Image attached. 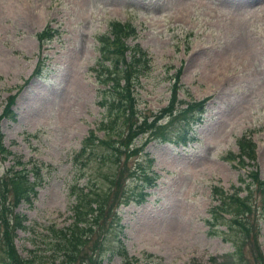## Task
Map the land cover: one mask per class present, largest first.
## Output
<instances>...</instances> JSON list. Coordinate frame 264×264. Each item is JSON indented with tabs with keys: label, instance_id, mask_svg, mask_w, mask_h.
<instances>
[{
	"label": "rangeland",
	"instance_id": "rangeland-1",
	"mask_svg": "<svg viewBox=\"0 0 264 264\" xmlns=\"http://www.w3.org/2000/svg\"><path fill=\"white\" fill-rule=\"evenodd\" d=\"M112 23L128 26L125 45L141 51L139 63L147 66L132 88L138 109L157 115L174 85L173 115H158L157 122H171L191 140L158 143L145 135L132 143L139 151L120 150L115 168L86 155L75 165L73 157L101 118L95 40ZM47 28L53 39L39 40ZM10 97L15 118L0 122L8 153L0 156V214L9 227L14 214L24 217L25 231L11 233L21 259L64 264L54 259L51 241L72 223L71 188L87 189L88 176L100 193L108 188L101 176L121 172L119 195L137 193L131 173L143 151L153 161L144 201L115 207L122 250L113 232L100 242L90 230L73 264H96L100 257V264H264V204L255 192L247 214L253 230L240 256L233 257L232 234L217 226L219 236L209 237L205 225L212 187L230 193L238 177L249 182L250 171L264 181V0H0V116ZM242 140L253 146L254 159L242 158L238 167L232 158ZM23 168L41 184L31 206L14 208L3 184L8 171ZM5 250L2 245L0 264Z\"/></svg>",
	"mask_w": 264,
	"mask_h": 264
},
{
	"label": "trees",
	"instance_id": "trees-1",
	"mask_svg": "<svg viewBox=\"0 0 264 264\" xmlns=\"http://www.w3.org/2000/svg\"><path fill=\"white\" fill-rule=\"evenodd\" d=\"M130 31L126 25L112 23L108 32L101 34L95 40L98 44L100 56L95 61V66L92 70L96 74L94 79L97 91L96 95L98 96L96 106L102 112L99 122L94 124V128L88 132L82 141L80 151L73 157L75 165L79 163L82 166V157L86 155L92 156V159L101 164L108 163L111 167L115 168L119 164L120 156L122 155L120 150L124 148L128 155L139 151L137 148L140 146H135L132 143L137 139H142L145 135L146 140L152 139L158 143H169L175 140V143L177 141L178 144L186 145L187 141L191 140V138L187 137V132L180 131V127L174 131V124H170L171 122H167L163 126L157 122L159 119L158 115H173V105L177 92L173 88L174 85L170 90L171 96L168 106L158 110L157 115L142 113L138 109L137 104H135L132 88H134L135 84H138L140 78L145 76L147 66L145 63L144 65L139 63L138 55L143 54L141 51L136 47L129 48L125 45V37ZM52 37L49 33V28H47L38 36V39L47 41L50 38L53 39ZM135 53L136 55L134 56ZM139 57L143 59L144 56L140 55ZM173 80L176 82V77ZM11 97L3 109L0 122L3 119L9 121L14 119V112L11 110V107L15 103V99ZM191 104L190 106L199 107V104ZM97 134L101 137L99 138ZM1 141L2 134L0 132V156L4 158L8 153L2 146ZM252 149L253 146L245 141L239 143L238 155L236 159L232 158L233 162L238 167H241L243 164L242 158H246L253 164L254 156L251 152ZM141 157L140 163L138 162V164L133 165L131 173L133 174L131 177L137 181L136 183L139 181V191L137 193L126 189L125 192H121L119 195L118 181H121V172H118L117 176L114 175L113 177H106V174H103L101 177L108 184V188L100 193L98 191L99 188L91 183L88 176L85 177L87 183H90L87 189L77 188V190H74L71 188L70 196L74 198L75 203L70 208L72 223L67 229L60 230L58 235L54 236L55 239L51 241V245L55 249L54 259L56 261L59 262L61 259L64 264L77 262L80 249L85 243V233H89L90 230L99 233L97 240L100 242H103L113 232L114 240L118 243V248H120L118 234L114 232L116 228H119L118 218L115 215V207L119 204H140L146 196L142 188L145 185H150L148 177H150L149 172L152 159L146 153H143V151H141ZM13 170L11 169L7 172V179L3 184L5 190H7V194L10 192L12 195V206L17 208L20 204L24 203L31 206V201L37 196L36 188L41 184L40 177L37 173H29L24 168L21 171ZM127 170L124 171H127L128 174L129 169ZM79 173V177H84L82 171H79ZM30 177H32V181ZM247 177L249 182L246 183L238 177L237 182L239 186L230 193L224 192L216 186L212 187L209 191L211 206L207 211V220H205L206 228H208L207 235L209 237H217L219 234L216 227H224L225 232L223 233L227 234V236L229 234L233 235L232 238L234 240H231L234 248L233 257H238L242 254L244 246L243 238L248 237L253 230V226L247 220V214H249L251 209V192L253 191L255 194H258L264 204V181L259 180L258 174L251 171ZM243 191L245 195L241 197L240 193ZM109 192L114 193L111 198L108 195ZM1 194L0 192V203H2L3 199ZM13 216L11 228L9 227L10 220H7L8 218L2 212L0 214V238H2L0 239V247L4 245L7 259L3 264H31L34 262L33 259H21L13 247L11 233H15L18 230L25 231V227H23L24 217L18 214H14ZM108 220L113 222L112 226L107 224ZM105 224L107 225V229L102 231ZM119 229L118 233L122 235L121 228ZM95 244L97 248L102 246V244H97L96 241ZM254 249L257 258L263 260L259 257L258 248L254 246ZM101 258L96 261V264H100Z\"/></svg>",
	"mask_w": 264,
	"mask_h": 264
},
{
	"label": "bare ground",
	"instance_id": "bare-ground-1",
	"mask_svg": "<svg viewBox=\"0 0 264 264\" xmlns=\"http://www.w3.org/2000/svg\"><path fill=\"white\" fill-rule=\"evenodd\" d=\"M35 10V9H34ZM29 10H27V12H28ZM31 12V11H30ZM30 12H29V14H30ZM34 12V11H33ZM23 13H25V12H23ZM27 16H28V14H27ZM30 16V15H29ZM216 78V77H215Z\"/></svg>",
	"mask_w": 264,
	"mask_h": 264
}]
</instances>
